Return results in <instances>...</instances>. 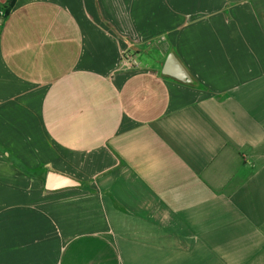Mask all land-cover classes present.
<instances>
[{"label":"crops","instance_id":"obj_1","mask_svg":"<svg viewBox=\"0 0 264 264\" xmlns=\"http://www.w3.org/2000/svg\"><path fill=\"white\" fill-rule=\"evenodd\" d=\"M9 2L0 264H264V0Z\"/></svg>","mask_w":264,"mask_h":264},{"label":"water","instance_id":"obj_2","mask_svg":"<svg viewBox=\"0 0 264 264\" xmlns=\"http://www.w3.org/2000/svg\"><path fill=\"white\" fill-rule=\"evenodd\" d=\"M161 73L165 76H169L181 82L191 81L185 70L180 66V64L177 62L173 55H169L167 57ZM78 186L79 183L77 181L52 172L47 173L44 181V188L47 191Z\"/></svg>","mask_w":264,"mask_h":264},{"label":"built area","instance_id":"obj_3","mask_svg":"<svg viewBox=\"0 0 264 264\" xmlns=\"http://www.w3.org/2000/svg\"><path fill=\"white\" fill-rule=\"evenodd\" d=\"M122 62L126 65H129V66H134L136 65V61L134 60V56L131 55V54H125L123 57H122Z\"/></svg>","mask_w":264,"mask_h":264},{"label":"trees","instance_id":"obj_4","mask_svg":"<svg viewBox=\"0 0 264 264\" xmlns=\"http://www.w3.org/2000/svg\"><path fill=\"white\" fill-rule=\"evenodd\" d=\"M12 3H13V0H10L8 7L2 10V13L4 16L8 15V13L10 11V7L12 6Z\"/></svg>","mask_w":264,"mask_h":264}]
</instances>
